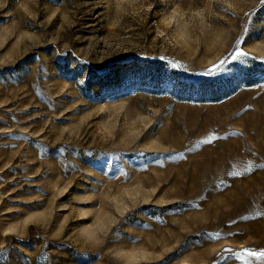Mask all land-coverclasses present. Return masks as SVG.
Returning <instances> with one entry per match:
<instances>
[{
    "label": "rangeland",
    "instance_id": "rangeland-1",
    "mask_svg": "<svg viewBox=\"0 0 264 264\" xmlns=\"http://www.w3.org/2000/svg\"><path fill=\"white\" fill-rule=\"evenodd\" d=\"M248 252L264 0H0V264H264Z\"/></svg>",
    "mask_w": 264,
    "mask_h": 264
},
{
    "label": "snow or ice",
    "instance_id": "snow-or-ice-1",
    "mask_svg": "<svg viewBox=\"0 0 264 264\" xmlns=\"http://www.w3.org/2000/svg\"><path fill=\"white\" fill-rule=\"evenodd\" d=\"M237 55L243 56V55H245V53L238 52ZM226 251H230V250H226ZM247 254L250 255V256H257L258 258L261 257V256H264V252H260V253L248 252Z\"/></svg>",
    "mask_w": 264,
    "mask_h": 264
}]
</instances>
